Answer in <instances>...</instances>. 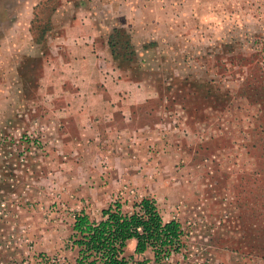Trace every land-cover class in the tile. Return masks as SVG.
<instances>
[{
    "label": "rangeland",
    "instance_id": "obj_1",
    "mask_svg": "<svg viewBox=\"0 0 264 264\" xmlns=\"http://www.w3.org/2000/svg\"><path fill=\"white\" fill-rule=\"evenodd\" d=\"M44 1L0 0V264H76L77 214L144 197L188 234L172 264H264V0H52L41 46ZM78 19L93 25L74 37L130 34L124 109L105 94L82 116L87 94L64 90Z\"/></svg>",
    "mask_w": 264,
    "mask_h": 264
},
{
    "label": "trees",
    "instance_id": "obj_2",
    "mask_svg": "<svg viewBox=\"0 0 264 264\" xmlns=\"http://www.w3.org/2000/svg\"><path fill=\"white\" fill-rule=\"evenodd\" d=\"M50 2L53 3L45 0L35 9L31 33L37 45L45 44L52 28L50 18L58 4L49 8ZM39 11L47 17L44 24L41 18L37 20ZM108 46L119 68L130 69L137 62L132 38L124 28L112 30ZM126 204L120 201L110 204L102 210L100 220H92L85 212L75 216L71 243L72 249L77 250L76 264H150V259H138L148 253L153 255L154 264H172L175 256L182 253L188 234L178 220H164L155 199L144 197L135 202L130 211H125ZM133 240L136 246L130 253L129 245ZM58 263L40 254L32 264Z\"/></svg>",
    "mask_w": 264,
    "mask_h": 264
},
{
    "label": "crops",
    "instance_id": "obj_3",
    "mask_svg": "<svg viewBox=\"0 0 264 264\" xmlns=\"http://www.w3.org/2000/svg\"><path fill=\"white\" fill-rule=\"evenodd\" d=\"M78 10H81V6ZM89 23L90 25H93L92 20H89L87 23L86 19H84L83 22L81 19H78L74 21L71 28L66 26L67 35L64 37V43L67 46L66 48L69 50H66V48L62 49L66 56L63 60L67 65L71 64V66L76 67L75 69L69 68V70L64 68L62 70L67 71V74H60L62 79H66L64 85L66 83L68 84V89H64L66 92H70L69 90L71 85L69 83L72 82L76 85L74 90L76 95H83L84 98L85 94H87V97H85V103L82 104L83 108L79 107L80 110H83L81 114L82 116H87L90 112L93 114V112H95L98 108L104 110L110 108L107 105L103 108V104H105V102L102 100L100 101V97L102 95L106 94L109 99L116 97L120 98L122 103H118L112 108H118L121 110V108L124 109V106L122 105L131 103V101L134 100V95L137 93L129 82L122 79V68L112 65V55L107 52L108 40H104L100 43L101 39L98 41V38H95L93 34L84 37L73 36L74 30H86L88 29L87 27ZM98 42L102 46L103 44H105V46L107 45L106 47L104 46L103 54L98 50ZM119 77L121 79H118ZM68 80H70V82ZM87 83L90 84L87 86L88 90H84V87H86L85 84ZM101 84H103L104 87H102ZM120 92L124 98L120 96ZM126 92L127 94H125ZM113 102L114 101H112V103ZM119 113H121V111H119ZM131 243H135L136 246V242L134 240L131 241Z\"/></svg>",
    "mask_w": 264,
    "mask_h": 264
}]
</instances>
